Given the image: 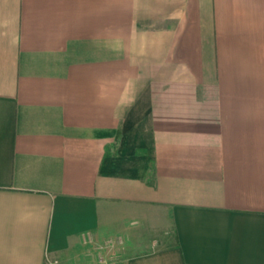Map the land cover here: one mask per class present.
<instances>
[{"label": "crops", "instance_id": "obj_1", "mask_svg": "<svg viewBox=\"0 0 264 264\" xmlns=\"http://www.w3.org/2000/svg\"><path fill=\"white\" fill-rule=\"evenodd\" d=\"M0 264H264V0H0Z\"/></svg>", "mask_w": 264, "mask_h": 264}]
</instances>
